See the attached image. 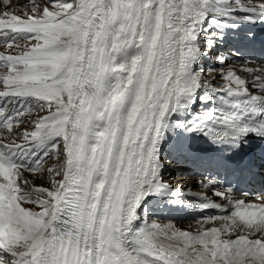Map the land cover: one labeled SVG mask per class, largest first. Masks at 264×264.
<instances>
[{
    "label": "snow or ice",
    "instance_id": "snow-or-ice-1",
    "mask_svg": "<svg viewBox=\"0 0 264 264\" xmlns=\"http://www.w3.org/2000/svg\"><path fill=\"white\" fill-rule=\"evenodd\" d=\"M0 6V264H264V202L215 191L231 211L204 196L199 208L228 214L195 231L147 208L181 203L161 154L182 137L233 172H250L259 149L264 168V70L239 69L249 81L223 55L207 77L200 67L218 44L254 38L243 30L264 24V0ZM44 171L48 187L25 175Z\"/></svg>",
    "mask_w": 264,
    "mask_h": 264
},
{
    "label": "rangeland",
    "instance_id": "rangeland-1",
    "mask_svg": "<svg viewBox=\"0 0 264 264\" xmlns=\"http://www.w3.org/2000/svg\"><path fill=\"white\" fill-rule=\"evenodd\" d=\"M13 1L14 0H11V3H13ZM43 1V0H42ZM44 1H46L47 2V0H44ZM23 2L24 3H27V2H29V0H18V2L17 3H15V5H20V6H22V8L26 5V4H24L23 5ZM22 43H27V42H22ZM227 59H228V61H229V59H230V57H227ZM202 62V61H201ZM202 66H204V63H202V65H201V68H202ZM231 66V64L230 63H226V65H225V67L226 68H229ZM216 68L217 70H219L220 69V65H219V62H218V60H217V58H216V56H214L213 58H212V61H209L208 62V66H205V67H203V69L205 70V75H206V77L208 76V74H207V69L208 68ZM233 66H231L230 68H232ZM211 75H215L216 76V79L218 80L220 77H219V74H218V71L217 72H213ZM243 76H247V74L246 73H243ZM251 76H247V79H250L249 81H251V78H250ZM208 78H210V77H208ZM219 80H221V79H219ZM2 87V86H1ZM44 113H39V115H43ZM36 118V114H33L31 117H29V119L31 120V119H35ZM23 127H28V128H30L31 127V125L30 124H25V125H23L22 126V128ZM22 130V129H21ZM188 141V140H187ZM178 143H182V144H184V147L183 148H181V149H179V150H177V149H175L176 148V145L178 144ZM177 144H173L174 145V150H171L170 148H168V150L166 149L165 151H163L162 152V154H161V157L163 156V155H166V154H168L169 152L170 153H173V154H175V153H177V152H180V155H184V154H191L190 153V151H189V146H190V144H191V141H189L187 144L185 143V141H183V140H179L178 142H177ZM163 161L166 163V165H169L170 167H173L174 168V165L173 164H170V162L168 161V158L165 156V157H163ZM59 164H60V161H58L55 157H52V158H50V159H47V161H46V163L44 164V168L46 169V168H48V167H57V166H59ZM181 170V172L183 173V175H185V176H178L177 174H173L172 176L173 177H171V176H169V177H171L172 178V180L171 181H168L166 178H169V177H166L165 176V170H163V173H162V176H163V179L165 180V182H167V183H169L171 186H172V188H173V190H176V188L177 189H179V190H181L182 189V193L183 194H187V192H189V191H191V192H193L194 191V187L196 186V182L197 181H195L192 177H191V174H192V171L191 170H187V169H180ZM167 173H170V171L169 172H167ZM27 177H28V179L29 180H32L33 181V183L35 184V185H37V186H43V183L44 184H46L47 185V187L49 186V179H48V177H49V174L47 173V171H44V172H42V173H38L36 176H33L34 178H32L31 176V174H28L27 175V173L25 174ZM31 175V176H30ZM181 178H182V180H181ZM37 179L39 180V181H37ZM199 180H201V179H199ZM198 180V181H199ZM188 181V182H187ZM39 182V183H38ZM41 182V183H40ZM190 182V183H189ZM190 187H189V186ZM211 188H213L212 186H210ZM193 194V193H192ZM207 197H209V196H207ZM213 200V199H212ZM214 200H216V199H214ZM152 200H151V204H152ZM200 202V201H199ZM199 202H195V203H198V204H193V206H194V208H195V210H194V212H196V213H201V214H203V215H205L206 216V218H208V217H211V216H216L215 215V212H213V213H211V214H207V213H203L202 212V210H199L198 209V205H199ZM151 204H150V206H151ZM28 207H35V206H33V205H27ZM150 206L148 207V210H149V208H150ZM198 210H199V212H198ZM168 210L167 209H162V212H167ZM149 220L150 221H157L158 223H160V224H167V223H173V224H175V226L177 227V228H180V229H182V230H188V231H195V230H197L199 227H200V223H198V222H200V221H197L196 220V218H194V219H192L190 222L191 223H188V224H184V223H186V222H179L178 224H176V222H175V220H172V219H170L169 220V218H161L160 216H158L157 214L155 215V216H153V215H150L149 216ZM206 220V219H205ZM219 223H220V221H217L216 222V224H217V226L219 225ZM207 226H212V225H207Z\"/></svg>",
    "mask_w": 264,
    "mask_h": 264
},
{
    "label": "bare ground",
    "instance_id": "bare-ground-1",
    "mask_svg": "<svg viewBox=\"0 0 264 264\" xmlns=\"http://www.w3.org/2000/svg\"><path fill=\"white\" fill-rule=\"evenodd\" d=\"M37 2L38 3H40L41 5H43V4H45L46 3V1H42V0H37ZM21 13L20 12H17V15H20ZM246 27H249V28H251V29H253L254 31H253V33H254V35H260V34H264V24H255V25H248V26H246ZM238 41L237 40H232V39H229L226 43H224V49H227V48H229L230 47V45H232V44H236ZM255 42H258L259 44H260V39H255ZM239 48H242V49H246V50H250V49H252L253 48V45H247V44H245V45H242V46H240ZM243 54V51L242 50H240V52H239V56H241ZM238 60H243V58L242 59H238ZM230 61H232V58L230 57V59H229V62ZM259 64V61H258V59L257 58H249V60H247V63H245V62H243V61H238V62H235L234 64H232V68L233 69H236V70H238V74H240V75H242L243 76V73H246V72H239V69H241L242 67H248V68H253V69H258L259 67L261 68V70H264V65H258ZM201 65H202V62H201V64H200V67H201ZM247 74V76H250L248 73H246ZM247 76H243L244 78H246L247 79ZM251 78V77H250ZM248 80H250V79H248ZM215 85H217V86H219V85H222V83H223V81L222 80H215L214 82H213ZM249 87H250V90H252L253 92H255L256 90L255 89H252L251 88V83H249ZM197 110L198 111H203V106H201V105H197ZM187 135V134H186ZM196 140V142L193 140V141H191V144H190V146H189V151H190V153H191V155H193V157L194 158H197L198 156V153H199V151H201V149H202V147H203V145H204V149H209V150H212V151H214L213 150V147L214 146H212V145H210L209 143H207L206 141H204L202 138H197V139H195ZM168 148H170L171 150H174V145L173 144H166L165 145V147L162 149V152L163 151H165L166 149L168 150ZM163 170L164 169H162V173H163ZM181 171V170H180ZM28 175V174H27ZM181 175L182 176H185V175H183V173L181 172ZM31 176V175H30ZM29 177V176H28ZM32 178H34L33 176H31ZM30 178V177H29ZM181 180H182V178H181ZM37 181H39L38 179H37ZM165 181V180H164ZM188 182V181H187ZM39 183V182H38ZM41 183V182H40ZM190 183V182H189ZM169 184V183H168ZM170 185V184H169ZM43 186L44 187H47V185L46 184H44L43 183ZM189 186V185H188ZM190 187V186H189ZM181 192H182V190H181ZM190 195L193 193V192H191V191H189L188 192ZM182 195H184L183 193H182ZM230 195L233 197V198H235L234 197V195H235V193H230ZM209 198H210V200L212 201V202H215V203H217V204H220V205H222L223 206V208H226V209H228V211L230 212L231 211V209H230V206H229V204L228 203H225V202H220L219 200H217V198L215 197V196H209ZM218 198H220V197H218ZM213 199V200H212ZM214 199H216V200H214ZM201 202V201H200ZM264 202V201H263ZM150 204H151V201L149 202V204L147 205V208L150 206ZM200 204V203H199ZM198 209L199 210H202V212L203 213H205L204 211H203V209H201V208H199V206H198ZM199 210H198V212H199ZM226 214H228V213H226ZM226 214H223V213H220V212H218V211H216L215 212V215L216 216H222V215H226Z\"/></svg>",
    "mask_w": 264,
    "mask_h": 264
}]
</instances>
